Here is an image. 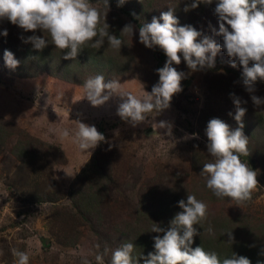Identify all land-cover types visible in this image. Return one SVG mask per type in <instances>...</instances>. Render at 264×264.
I'll return each mask as SVG.
<instances>
[{
	"label": "rangeland",
	"instance_id": "374dc122",
	"mask_svg": "<svg viewBox=\"0 0 264 264\" xmlns=\"http://www.w3.org/2000/svg\"><path fill=\"white\" fill-rule=\"evenodd\" d=\"M90 2L103 7V0ZM117 3L109 0L106 22L110 30L121 33L131 24L134 33L132 37L118 35L124 42L120 52L106 42L101 60L104 65H92L82 55L68 62L74 64L72 69L53 70L70 80L44 71L17 77L0 67V264H15L13 248L27 252L29 264H82L84 258L97 264L95 255L105 247L109 253L104 264H110L111 251L127 242L135 245L134 262L144 264L148 254L155 251L153 237L163 235L150 232L153 223L167 229L182 211L178 201H186L188 194L205 202L209 212L207 219L195 226L201 235L193 238L192 248L201 246L206 252H216L221 261L233 253L249 258L251 264L264 261L259 255L264 248V105L257 108L251 101V95L264 98V81L257 80L256 91L248 93L242 83V66L237 63L236 68L231 67L232 58L223 48L214 68L195 72L181 54V63L173 67L185 73L182 91L172 97L168 109L133 127L117 115L119 97L93 107L83 98V83L90 76L102 74L106 80H118L124 91L141 97L159 82L156 70L164 66L167 57H160L164 52L158 46L150 49L139 42L137 24L150 23L153 16L159 18L169 7L174 8L178 26L191 25L202 33L198 40L208 36L223 44L222 36L213 32L219 30L214 12L217 0L187 12L184 9L192 0H141L136 20ZM11 25L7 20L0 23V31H8V41L15 35ZM22 33L51 39L39 30L22 29ZM48 50L57 53L59 49ZM230 94L247 101L241 106L247 108L243 132L249 137L250 155L242 159L257 172L259 181L251 200L240 205L229 198H217L200 175L203 165L213 161L207 150L209 120L219 118L232 129L239 126ZM76 120L94 125L105 137L90 150L91 156L70 140H59L52 131H74ZM161 121L172 125L171 135L166 128L152 127ZM16 141L26 143V149L37 157L20 155L16 159L11 153ZM92 156L94 162L104 165L102 173L110 174L111 181L100 194L99 215L79 216L70 202L69 190L83 182L77 177ZM87 176L96 182L97 174L91 169ZM209 226L214 235L207 234ZM229 231L235 238L232 244L228 242Z\"/></svg>",
	"mask_w": 264,
	"mask_h": 264
},
{
	"label": "clouds",
	"instance_id": "9594fccd",
	"mask_svg": "<svg viewBox=\"0 0 264 264\" xmlns=\"http://www.w3.org/2000/svg\"><path fill=\"white\" fill-rule=\"evenodd\" d=\"M124 3L125 0H118L117 6ZM201 3L211 4L213 0H192L184 11L195 9ZM109 11V0H103L102 9L94 7L90 0H0V21H10L25 32L35 33L39 30L47 33L50 41L44 35L35 34L27 39L22 36L21 39L24 43H31L36 50L42 51L49 44L61 51L67 50L63 57L65 60H75L87 45L100 49L105 42L111 49L120 52L124 42L109 31L110 25L106 22ZM214 12L218 16L219 30L216 32L213 29V32L222 36L223 44L220 45L208 36L198 40L202 33L191 25L178 26L179 20L171 7L161 12L159 18L153 16L150 23L141 24L139 42L150 49L158 46L167 57L164 66L156 70L159 82L147 95L141 97L124 91L120 81L106 80L102 74H97L84 81L83 98L86 97L93 107H99L111 98L119 97L117 115L136 127L148 121L153 113L157 115L168 109L172 97L182 91L181 81L185 73L173 67V64L181 63V54L187 67L195 72L214 68L215 58L222 48L232 58L231 67L236 68L237 63L242 66L245 90L254 93L257 80L264 81V0H217ZM226 25L230 26L231 31ZM133 33V26L126 24L120 35L132 37ZM0 35L7 37V29L0 31ZM3 58L10 69H15L20 63L8 50L4 51ZM230 95L236 110L234 119L239 126L232 129L219 118L209 120L206 128L207 150L213 161L203 165L200 175L205 177L206 187L217 198H229L240 205L251 200L259 181L257 172L242 159L250 155L249 137L243 132V117L247 108L241 106L247 101H242L235 94ZM251 101L257 108L264 105V98L256 95H251ZM76 122L74 131L70 132L67 128L52 131L59 140H70L80 151L88 152L91 156L90 150L105 141V137L94 125L79 120ZM156 125L166 128L168 135L172 134L170 123L161 121L152 127ZM178 206L182 211L174 216L167 229L153 223L150 232L163 235L153 237L155 251L148 254L144 264H251L249 258L236 253L221 261L216 252H206L201 246L192 248L193 238L201 235L195 226L207 219L208 205L195 195L188 194L186 201H178ZM206 232L214 235L211 226ZM226 233L228 242L234 243L232 231ZM96 247L99 248V245ZM134 249L133 243H122L111 251L110 264H137L132 256ZM11 251L15 264H29L27 252L15 248ZM108 253L107 247L103 252H98L95 255L97 264H104V257ZM259 255L264 256V248H261ZM82 264H90V261L84 258ZM257 264H264V261L258 260Z\"/></svg>",
	"mask_w": 264,
	"mask_h": 264
},
{
	"label": "trees",
	"instance_id": "16d2710c",
	"mask_svg": "<svg viewBox=\"0 0 264 264\" xmlns=\"http://www.w3.org/2000/svg\"><path fill=\"white\" fill-rule=\"evenodd\" d=\"M118 1V0H117ZM133 4L132 8L129 7L130 4ZM141 6V0H125V3L123 4L122 9L124 10V13H126L130 18L135 19L136 13L139 11L141 12V9H139ZM138 14V13H137ZM1 23V21H0ZM139 27L140 24H137ZM14 26V32L15 35L12 36L14 39H11V41H8L6 37L0 35V59L4 61L3 54L5 50L11 51L14 54V57L20 61L18 67L15 69H10L9 67L2 64L0 61V67L5 68L7 71L11 72L13 75L17 77H30L34 76L37 71L39 72H46L51 76L54 77H60L64 80H70L69 78L65 77L63 74H57L53 70L56 68H63L66 70L72 69L74 64H68L70 60H65L63 57L66 55V51H61L55 48L54 45L49 44L46 48L41 50H36L32 46L31 43H24L21 37L23 36L25 39H27L28 36L22 33V29L16 25H11V27ZM110 33L116 35L118 37L121 36L120 32L118 33L115 28L110 30ZM46 36H49L46 33ZM52 47L57 53H53L51 50H48ZM106 49V42L102 49H95L92 48L90 45L85 46V49L78 55L84 57V60L91 63L92 65L98 66L104 65V62L101 61L103 58V54ZM86 54V56H85ZM165 54H160V57H164ZM62 61H66L65 63ZM77 61V58L74 60ZM76 66V64H75ZM97 67V66H96ZM100 70V68H99ZM75 82V80H74ZM82 84V83H81ZM1 121V119H0ZM2 130V127L0 126V131ZM2 133H0V143L2 141ZM26 143L23 144L19 141H16V143L13 145V149H11V153L15 156V158L19 159L20 155L29 156L28 158L34 159L37 157V154L32 153L33 151L26 149ZM93 155V154H92ZM103 164L98 165L97 162H94V157H91V161L88 165H85L81 170L78 180H83L81 184H74V186L70 188L69 190V199L72 203V207L75 209L77 214L79 216H97L98 214V203L101 201L100 194L104 191L103 189L106 188V182L111 181L110 174L106 173L103 174ZM89 169L92 170L94 174H97L96 182L94 181V178L89 179L87 176V173ZM84 187V188H83ZM223 257V256H222Z\"/></svg>",
	"mask_w": 264,
	"mask_h": 264
}]
</instances>
